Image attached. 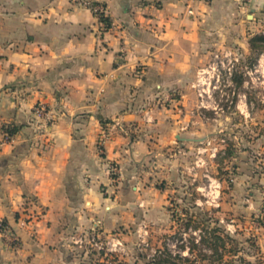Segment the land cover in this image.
Here are the masks:
<instances>
[{"label":"crops","instance_id":"0c3cea01","mask_svg":"<svg viewBox=\"0 0 264 264\" xmlns=\"http://www.w3.org/2000/svg\"><path fill=\"white\" fill-rule=\"evenodd\" d=\"M93 2L109 26L74 0H0V224L20 239L12 250L0 226V264H94L91 235L146 228L207 136L200 73L234 42L247 54L245 18L264 13V0Z\"/></svg>","mask_w":264,"mask_h":264},{"label":"rangeland","instance_id":"374dc122","mask_svg":"<svg viewBox=\"0 0 264 264\" xmlns=\"http://www.w3.org/2000/svg\"><path fill=\"white\" fill-rule=\"evenodd\" d=\"M245 20V32L254 33L249 39L264 34V13ZM233 45L232 53L212 56L200 73L207 136L196 143L176 184L164 186L161 212L147 214L141 230L116 228L112 252L94 264H156L164 250L195 264H264V55ZM121 232L129 245L123 251L117 247ZM218 235L223 244L216 252ZM194 239L198 246L190 252ZM87 251L93 253L90 246Z\"/></svg>","mask_w":264,"mask_h":264},{"label":"built area","instance_id":"2783aa9c","mask_svg":"<svg viewBox=\"0 0 264 264\" xmlns=\"http://www.w3.org/2000/svg\"><path fill=\"white\" fill-rule=\"evenodd\" d=\"M201 1L208 2L210 0H201ZM74 2L80 7L91 9L93 13L96 15V17L105 25V22L102 20V18L105 17V8L102 5L93 2V0H74ZM32 112H33L34 117L40 121V126H42V122H46L49 120L47 108L45 104L42 102L37 103L33 107ZM4 135L6 139L11 138V137H8L7 133H4ZM110 171L116 174L118 173L119 169L116 165H111ZM0 226L2 228L4 239L8 247L11 248L12 250L18 249L20 245L19 237L5 224L2 223L0 224ZM74 241L79 244H84L85 239H82L80 237V238L74 239ZM86 243L91 247V249H94L97 252H99L100 256L102 257L108 256L109 252H112L113 250L111 247H109L111 243L108 242L107 240H104L102 236L97 235V234L91 235L88 238Z\"/></svg>","mask_w":264,"mask_h":264},{"label":"trees","instance_id":"16d2710c","mask_svg":"<svg viewBox=\"0 0 264 264\" xmlns=\"http://www.w3.org/2000/svg\"><path fill=\"white\" fill-rule=\"evenodd\" d=\"M102 20L105 22L106 26H109V20L106 17H103ZM249 45L251 52L255 54L256 57L264 55V34H257L252 36L249 39ZM19 129L20 127L18 126L9 125L4 127V132L8 134V137H12L19 131ZM193 229H197V227H194ZM216 238L218 239V241H216L214 247H215V251L218 252L217 251L219 249L218 246H220V244H223L221 242L223 240L219 235ZM202 242L203 243L205 242V238L202 239ZM191 246L192 247H189V250L190 252H193V249L198 246L195 244V239L192 241ZM208 246H212V244L208 243ZM181 247L182 249L185 248V246H181ZM154 262H156V264H195L194 261L191 260L189 257L182 256L180 253H178L174 257V255H172V253L169 250H164L163 252H161Z\"/></svg>","mask_w":264,"mask_h":264}]
</instances>
